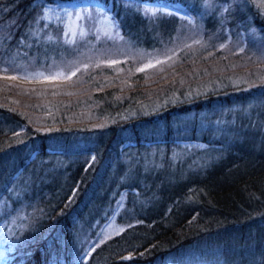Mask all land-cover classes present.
I'll use <instances>...</instances> for the list:
<instances>
[{
  "label": "trees",
  "instance_id": "trees-1",
  "mask_svg": "<svg viewBox=\"0 0 264 264\" xmlns=\"http://www.w3.org/2000/svg\"><path fill=\"white\" fill-rule=\"evenodd\" d=\"M33 1L0 0V65L22 60L19 44L39 64L108 46L121 58L48 87L0 79V264H264V81L249 74L254 59L190 47L134 73L129 49L159 50L177 16L145 14L147 0H100L121 39L64 44ZM224 1L225 25L264 37V0ZM217 18H203L204 29ZM122 191L117 221L128 226L81 258Z\"/></svg>",
  "mask_w": 264,
  "mask_h": 264
},
{
  "label": "rangeland",
  "instance_id": "rangeland-1",
  "mask_svg": "<svg viewBox=\"0 0 264 264\" xmlns=\"http://www.w3.org/2000/svg\"><path fill=\"white\" fill-rule=\"evenodd\" d=\"M185 1H142L141 5L145 14L175 15L179 28L173 40L158 48L159 50L144 52L138 49L136 51L138 53H135V49H129L127 56L134 62L133 72L142 69L146 74L159 67L155 70L157 72L158 69H161L160 64L173 63L181 51L190 47H200L210 57L215 51L218 53L220 51L230 52V55H236L244 50L250 58L254 59V62H251L253 67H250L249 74H253L252 77L260 82L264 81V37L257 33L253 27L242 31L225 25L224 14L230 2L225 3L224 0ZM32 5L41 9L44 28L54 27L56 31L61 29L60 40L64 44H75L90 34L111 42L121 39V30L117 22L100 0H34ZM213 13H216V17H218L217 24L205 30L202 19ZM22 42L23 39L20 43ZM108 48L110 50L103 51L104 54L89 51L85 55L66 59L62 56L48 57L47 60L39 64L34 63L33 59H28L25 56L27 52L24 50L23 44H19L18 52L14 53V57L21 56L22 60L18 64H12V58L2 62L0 79L26 87H48L60 82H69L76 72L84 69L90 63H114L121 58L117 55L120 51H116V47L108 46ZM125 56L124 58H126ZM242 63L243 67H247L246 59H243ZM11 77H15V79H11ZM176 142L181 148L192 150L207 146V143L202 140L181 139ZM125 196L126 191L119 194L113 206V213L99 227L95 236L89 240L80 255L81 258L87 259L97 245L119 234L128 226L126 223L117 221V215L124 206ZM128 257L129 254L125 256V258Z\"/></svg>",
  "mask_w": 264,
  "mask_h": 264
},
{
  "label": "snow or ice",
  "instance_id": "snow-or-ice-1",
  "mask_svg": "<svg viewBox=\"0 0 264 264\" xmlns=\"http://www.w3.org/2000/svg\"><path fill=\"white\" fill-rule=\"evenodd\" d=\"M148 67H151V65H148ZM140 71H142V69H139ZM11 79H15V77H11Z\"/></svg>",
  "mask_w": 264,
  "mask_h": 264
}]
</instances>
